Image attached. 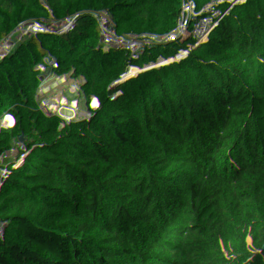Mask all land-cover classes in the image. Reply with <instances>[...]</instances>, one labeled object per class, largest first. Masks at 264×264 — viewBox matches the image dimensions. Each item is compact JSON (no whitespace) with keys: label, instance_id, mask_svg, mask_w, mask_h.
I'll return each mask as SVG.
<instances>
[{"label":"trees","instance_id":"16d2710c","mask_svg":"<svg viewBox=\"0 0 264 264\" xmlns=\"http://www.w3.org/2000/svg\"><path fill=\"white\" fill-rule=\"evenodd\" d=\"M169 1L99 0L144 33L101 23L78 39L59 33L86 0H0V154L35 147L26 165L0 167V190L38 212L47 247L21 256L0 245V264H264V25L229 22L224 50L208 0H195L181 27L160 21ZM214 1L238 16L263 12L264 0ZM127 101L154 140L193 135L140 190L70 216L84 190L56 176L48 146L62 144L78 168L126 166L136 147ZM141 181L114 178L86 198Z\"/></svg>","mask_w":264,"mask_h":264},{"label":"built area","instance_id":"2783aa9c","mask_svg":"<svg viewBox=\"0 0 264 264\" xmlns=\"http://www.w3.org/2000/svg\"><path fill=\"white\" fill-rule=\"evenodd\" d=\"M99 0H86L82 5L84 16H70L64 21L63 30L59 36L75 33L76 31L88 32L93 26L101 23L118 24L129 23L138 27L139 33L143 34L145 29L140 27L139 21L132 17L128 12L117 7L111 8V13L102 10L98 3ZM111 1V0H104ZM195 0H170L167 3L159 4L161 11L160 21L165 24H172L177 27L183 26L190 16V10ZM210 2L211 10L214 13L215 25L220 31L224 41V50L228 46L230 37L228 31L229 22H238L247 32L255 31V26L264 25V5H261L263 12L258 13L250 18L248 14L238 16L236 13L228 10L219 2L208 0ZM252 4L247 1L232 2L231 5ZM54 19V18H53ZM55 20V19H54ZM190 64L199 65L198 59H190ZM172 73L162 71L161 79L168 78ZM137 101H127L124 104V110L128 118L136 126V147L132 154L129 164L119 168L113 167H99L94 169L78 168L73 166L71 159L62 144L49 145L48 150L51 153L55 168L56 176L63 180H68L72 183L80 185L84 190V200L81 207L77 208L76 212L70 216L77 215L84 210L83 206L90 200L86 198L87 194L93 193L101 184L108 180L124 177V176H141V182H135L133 186L124 192H117L118 194L111 196L113 198L121 197L122 193H133L140 190L143 184L150 179L162 174L166 164L173 158V156L180 150L185 141L193 135L184 130L165 131L164 134L157 140H154L151 135L145 132L142 126L134 118V108ZM184 138L177 141L179 137ZM35 147L22 150L18 153L0 154V167H21L30 162ZM124 196V195H122ZM111 197L101 199L95 204L104 202ZM14 200V196L6 189L0 190V245L13 248L19 255L23 256L29 252H45L47 250L45 243L36 242V232L29 234L28 247L26 250H18L13 242V235L10 236L7 230L4 229L10 222H19L36 228V219L38 213L33 211H26L25 208H14L10 206V202ZM94 204V205H95ZM93 206V205H92ZM90 206V207H92ZM89 209V208H88ZM17 224V223H16ZM21 225V224H20ZM16 236L19 237V231ZM45 240L50 241L48 232L45 235Z\"/></svg>","mask_w":264,"mask_h":264},{"label":"rangeland","instance_id":"374dc122","mask_svg":"<svg viewBox=\"0 0 264 264\" xmlns=\"http://www.w3.org/2000/svg\"><path fill=\"white\" fill-rule=\"evenodd\" d=\"M39 11L42 14H44L45 16L49 17V18L53 19L55 17V14L53 12L48 11V10H46L44 8H41ZM75 33H76V35H79L78 39H83V38H85L87 36V32L86 31H83V32L76 31ZM117 194H118L117 192H114V193H112V196L116 197L115 195H117ZM124 195H125V193H124ZM90 205H92V202L90 203ZM33 212L36 213V214L38 213L36 210H34ZM21 220L22 219L18 220L19 222H16L17 224L16 223L13 224L15 229H12V230L10 229L9 231H7L8 232L7 234L10 235V236H12L14 234L12 239H13V242H14V240L16 242L15 243L16 248L18 250H22V249L26 250V248L28 247V239L27 238L30 237L29 234L33 233L34 231L37 233L36 242L42 243L41 234L39 232H37L36 228L33 230L32 227L23 224V222ZM17 231H19V237L16 236V234L18 233Z\"/></svg>","mask_w":264,"mask_h":264},{"label":"crops","instance_id":"0c3cea01","mask_svg":"<svg viewBox=\"0 0 264 264\" xmlns=\"http://www.w3.org/2000/svg\"><path fill=\"white\" fill-rule=\"evenodd\" d=\"M15 222H10V223H8V225L6 226V227H4V229H6L7 231H9L10 229L12 230V229H15V227H14V224ZM48 238L49 239H52L53 238V234H52V232H48Z\"/></svg>","mask_w":264,"mask_h":264},{"label":"bare ground","instance_id":"6f19581e","mask_svg":"<svg viewBox=\"0 0 264 264\" xmlns=\"http://www.w3.org/2000/svg\"><path fill=\"white\" fill-rule=\"evenodd\" d=\"M122 195H124V193H122ZM111 198H113V197H111ZM109 199H110V198H109ZM91 202H92V205L95 204L93 201H89V202H87V204H86L85 206L82 207L81 210H84V209H88V208H90V206H92V205H89ZM88 205H89V206H88Z\"/></svg>","mask_w":264,"mask_h":264}]
</instances>
